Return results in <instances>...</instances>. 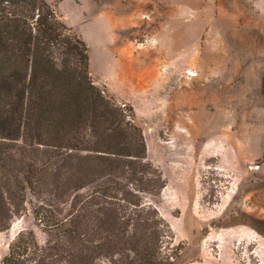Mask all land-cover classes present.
<instances>
[{"label": "rangeland", "instance_id": "1", "mask_svg": "<svg viewBox=\"0 0 264 264\" xmlns=\"http://www.w3.org/2000/svg\"><path fill=\"white\" fill-rule=\"evenodd\" d=\"M44 1L87 47L91 84L120 110L125 131L69 117L56 141L42 138L41 151L67 150L63 212L93 203L98 184L118 180V197L130 191L149 207L164 260L264 264V0ZM97 22L98 74L88 26ZM28 149L19 135L0 138V260L22 230L40 245L48 239L33 217L39 205L54 209L43 203L46 189H26L19 215L11 214L19 201L8 180L19 181ZM115 150L137 155L122 159L123 179L104 162ZM26 152V164L47 161V153ZM156 177L158 193L150 191ZM97 226L90 216L79 227Z\"/></svg>", "mask_w": 264, "mask_h": 264}, {"label": "trees", "instance_id": "2", "mask_svg": "<svg viewBox=\"0 0 264 264\" xmlns=\"http://www.w3.org/2000/svg\"><path fill=\"white\" fill-rule=\"evenodd\" d=\"M88 61L85 44L44 0H0V138L19 135L30 147L20 152L19 181L8 180L16 182L19 201L12 202L11 214L19 215L22 206L18 205L25 203L26 189L32 193L46 189L49 197L43 203L54 208L49 211L39 205L33 214L48 238L45 243L38 244L31 230H22L9 243L0 264H54L60 259L62 264H171L158 252L160 237L152 226L156 220L148 213L149 207L140 204L130 191L118 197L124 187L118 180L98 184L95 197L90 196L93 203L86 200L75 212L64 213L59 206L65 203L64 184L59 183L63 165L59 163L67 159V150H57L60 146L54 144L52 151H41V145L48 147L42 138L56 141L69 117L77 124L91 119L97 126L103 120L119 137L125 132L120 110L91 84ZM26 151L47 153V161L37 164L29 157L26 164ZM124 151L115 150L104 158L108 167L116 164L111 175L117 179H123L125 172L122 159L137 158ZM5 167L0 165V170ZM156 178L150 180V191L158 193L163 186ZM4 189L12 195L9 187ZM90 216L98 219V226L84 232L79 226L89 223Z\"/></svg>", "mask_w": 264, "mask_h": 264}, {"label": "crops", "instance_id": "3", "mask_svg": "<svg viewBox=\"0 0 264 264\" xmlns=\"http://www.w3.org/2000/svg\"><path fill=\"white\" fill-rule=\"evenodd\" d=\"M88 26H89V30L91 31V33L94 34L93 41L95 43V47L92 51H93V56H94L93 59H95L97 62L95 68H96V73L98 74V22L95 25H88ZM82 32H83V29H82ZM97 81H98V79H97Z\"/></svg>", "mask_w": 264, "mask_h": 264}, {"label": "bare ground", "instance_id": "4", "mask_svg": "<svg viewBox=\"0 0 264 264\" xmlns=\"http://www.w3.org/2000/svg\"><path fill=\"white\" fill-rule=\"evenodd\" d=\"M191 73V72H190Z\"/></svg>", "mask_w": 264, "mask_h": 264}]
</instances>
